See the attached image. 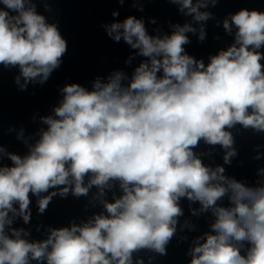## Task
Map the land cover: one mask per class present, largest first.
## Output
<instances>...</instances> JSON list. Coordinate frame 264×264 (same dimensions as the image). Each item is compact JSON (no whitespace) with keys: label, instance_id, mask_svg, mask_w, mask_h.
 <instances>
[{"label":"clouds","instance_id":"clouds-1","mask_svg":"<svg viewBox=\"0 0 264 264\" xmlns=\"http://www.w3.org/2000/svg\"><path fill=\"white\" fill-rule=\"evenodd\" d=\"M181 2L196 20L208 19L209 13L198 11L203 5ZM0 3L18 13L10 16L0 9V63L18 64L26 79L38 75L47 79L59 66L66 42L34 7H25V0ZM231 19L238 28L239 47L221 51L206 69L202 62L182 55L187 43L184 33L194 31L189 25L165 39L148 36L143 22L133 17L111 25L110 35L122 27L125 41L152 58L151 69L141 64L124 91L119 74L104 86L97 82L98 91L65 86L64 101L55 110L61 119L46 118L49 128L31 153L24 159L11 155L15 166L0 168V264H28L29 254L37 260L46 255L48 264H131V253L138 248L165 252L175 217L181 214L179 197L187 195L207 208L224 195V187L210 184L223 169L210 172L192 147L201 138L229 147L232 138L224 129L237 122L264 130L260 63L264 56L255 51L264 45V12L242 9ZM224 27L230 30L227 20ZM114 39L120 40L118 32ZM193 64L204 70H191ZM160 68L164 76L157 79ZM89 172L95 174L91 184L103 185L109 178L122 181L125 194L105 205L109 217L96 216L93 224L53 230L41 243L4 235L14 201L27 222L30 191L39 194L66 185L71 176L74 194H86L82 182ZM230 187L235 206L216 210L212 225L216 234L195 247L199 255L191 264H264V188L253 191L235 181ZM67 192L65 187L61 195ZM50 199L51 195L39 200L40 212ZM233 240L251 243L247 257Z\"/></svg>","mask_w":264,"mask_h":264},{"label":"water","instance_id":"water-1","mask_svg":"<svg viewBox=\"0 0 264 264\" xmlns=\"http://www.w3.org/2000/svg\"><path fill=\"white\" fill-rule=\"evenodd\" d=\"M192 4L203 5L198 11L209 13L208 19L196 20L195 13H189L181 0H25L26 8L34 7L46 24L57 28L66 42V51L60 58L59 66L50 72L47 79H42V75L26 79L18 64L6 66L0 63V168L15 166L11 155L24 159L31 153L49 128L46 118L61 119L55 110L64 101L65 86L76 84L88 92L98 91L95 87L97 82L104 86L119 74V86L124 91L129 88L141 64L151 69L152 58L144 56L140 48H133L125 41L122 27L109 34L112 24L122 25L128 17H133L143 22L146 34L154 39L170 38L179 28L189 25L194 31L184 33L187 43L182 45V55L202 62L206 69L212 57L233 45L239 47L236 41L238 28L231 19L233 15L242 9L264 12V0H192ZM0 9L8 11L10 16L18 15L2 3ZM225 20L230 30L225 29ZM202 31L204 38L200 39ZM117 32L120 34L119 41L114 39ZM135 40L133 37V42ZM249 48L251 50L252 46ZM255 51L264 56V45ZM156 59L162 57L156 56ZM260 63L264 72V58ZM191 70L204 69L193 64ZM156 76L157 79L163 78L162 68ZM244 128L239 122L225 126L224 130L232 138L229 147L210 144L201 138L192 147L194 156L210 172L223 168L225 157H229ZM94 175L89 172L83 177L82 186L87 188L86 194H74L75 181L71 176L68 178L70 183L66 185L49 187L39 194L30 191L27 222L20 213L19 202L14 201L12 209L7 212L4 235L28 243H41L48 240L53 230L93 224L96 216L109 217L111 214L105 205L125 194L122 181L109 178L105 184L95 185L91 184ZM215 181L211 180L210 184L214 185ZM65 187L68 192L61 195ZM50 195L47 208L40 212L39 200ZM177 204L181 214L175 217V230L164 246L165 252L149 247L138 248L131 253V264L179 263L203 204L189 199L187 195L179 197ZM51 248L48 245L46 252H50ZM28 264H48L47 256L37 260L29 254Z\"/></svg>","mask_w":264,"mask_h":264}]
</instances>
